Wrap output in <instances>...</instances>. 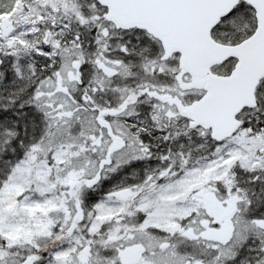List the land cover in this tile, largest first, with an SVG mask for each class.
<instances>
[{
    "label": "snow or ice",
    "instance_id": "6c2138e0",
    "mask_svg": "<svg viewBox=\"0 0 264 264\" xmlns=\"http://www.w3.org/2000/svg\"><path fill=\"white\" fill-rule=\"evenodd\" d=\"M0 264H264V0H0Z\"/></svg>",
    "mask_w": 264,
    "mask_h": 264
}]
</instances>
